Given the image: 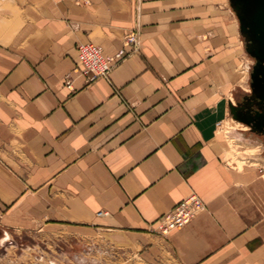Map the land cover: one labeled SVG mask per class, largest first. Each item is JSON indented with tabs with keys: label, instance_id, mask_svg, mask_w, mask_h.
<instances>
[{
	"label": "crops",
	"instance_id": "obj_1",
	"mask_svg": "<svg viewBox=\"0 0 264 264\" xmlns=\"http://www.w3.org/2000/svg\"><path fill=\"white\" fill-rule=\"evenodd\" d=\"M129 32L107 78L72 73L78 45L113 56ZM238 35L229 0H0L2 236L84 264H264L263 137L228 110ZM227 118L259 167L225 161ZM191 194L204 210L157 235Z\"/></svg>",
	"mask_w": 264,
	"mask_h": 264
},
{
	"label": "rangeland",
	"instance_id": "obj_2",
	"mask_svg": "<svg viewBox=\"0 0 264 264\" xmlns=\"http://www.w3.org/2000/svg\"><path fill=\"white\" fill-rule=\"evenodd\" d=\"M238 58L236 61V74H237V93L231 97L236 101L239 96L248 90L249 68L252 60L246 54L242 47V40L240 35L237 37ZM242 91V92H241ZM238 126L231 122L228 118L222 121L220 125V134L224 138L225 153L224 158L227 164L232 167L231 161L234 159L242 161L241 166L251 165L255 167L260 166V149L256 147L245 146L243 143L236 141L230 136L232 130ZM230 139V140H229ZM232 140V142H231ZM242 159V160H241ZM245 160V161H244ZM264 165V164H263ZM238 169V168H235ZM264 172V166L262 167ZM264 180V173L262 176ZM2 236L0 233V264H84L83 262L76 261L75 254L68 253L59 246L54 245L52 238H43L40 236ZM5 238L6 240L1 241ZM8 239V240H7ZM2 242V243H1ZM111 256V255H110ZM101 254L96 255V260L100 261ZM108 264H112L111 262ZM129 264H140L130 260Z\"/></svg>",
	"mask_w": 264,
	"mask_h": 264
},
{
	"label": "built area",
	"instance_id": "obj_3",
	"mask_svg": "<svg viewBox=\"0 0 264 264\" xmlns=\"http://www.w3.org/2000/svg\"><path fill=\"white\" fill-rule=\"evenodd\" d=\"M136 47L137 38L134 32L125 34L122 48L113 56H104L100 48L95 45L80 44L77 46L79 65L72 69V73L85 76L87 82H93L99 78H107L113 67L128 54L134 52ZM66 83H68V80H66ZM202 210H204L202 200L195 194H191L176 204L171 210L162 214L155 222L154 231L160 237L166 238L172 232L184 228Z\"/></svg>",
	"mask_w": 264,
	"mask_h": 264
},
{
	"label": "water",
	"instance_id": "obj_4",
	"mask_svg": "<svg viewBox=\"0 0 264 264\" xmlns=\"http://www.w3.org/2000/svg\"><path fill=\"white\" fill-rule=\"evenodd\" d=\"M230 6L235 12V9L232 6V0H229ZM256 9L258 14L256 17H253L251 21L253 22L255 32L257 33V24H262V21L264 20V0L256 1ZM236 14V13H235ZM236 18L239 22V29L242 33V25H241V19L236 14ZM248 26L252 27L249 23ZM256 38L259 40L260 46L264 47V38L261 35L256 36ZM264 63V58L259 57L256 65L252 68L249 78H250V85L256 86L258 85L259 81H264V74L260 71V69H257V66H260ZM252 92H254L252 90ZM244 98H247L244 97ZM251 98V96L249 97ZM255 102L250 103L249 105H246L245 103H238L235 101V104H232L231 102L228 104V110L229 114L231 115L232 119L239 121L245 125H247L250 129V132L253 134H256L258 136L263 137V143H264V95L263 93H259L255 96Z\"/></svg>",
	"mask_w": 264,
	"mask_h": 264
},
{
	"label": "flooded vegetation",
	"instance_id": "obj_5",
	"mask_svg": "<svg viewBox=\"0 0 264 264\" xmlns=\"http://www.w3.org/2000/svg\"><path fill=\"white\" fill-rule=\"evenodd\" d=\"M256 1L261 0H232V6L235 9V12L241 19V25H242V33L240 32V38L242 40V44L244 46V50L246 54L249 56V58L252 60L251 66L249 68V73L251 72L252 68L256 65L259 57L264 58V47L260 46L259 40L256 38V36L261 35L264 38V20L262 21V24H257V30L258 32H255L254 24L251 21L253 17H256L258 14L256 9ZM235 14V15H236ZM238 21V20H237ZM251 24L252 27L248 26V24ZM239 26V22H238ZM257 69H260V71L264 74V63L260 66H257ZM249 77V76H248ZM250 78L248 79V90L239 98L236 100L238 103H245L246 105H249L250 103L255 102V96L258 95L260 92L264 95V81H259L258 85L251 86ZM252 90L254 92H252ZM247 98H244L246 97ZM251 96V98H249Z\"/></svg>",
	"mask_w": 264,
	"mask_h": 264
},
{
	"label": "bare ground",
	"instance_id": "obj_6",
	"mask_svg": "<svg viewBox=\"0 0 264 264\" xmlns=\"http://www.w3.org/2000/svg\"><path fill=\"white\" fill-rule=\"evenodd\" d=\"M232 104H233V102H231ZM235 104V103H234ZM229 120L231 121V122H233V120L232 119H230L229 118ZM234 123V122H233ZM230 140V139H229ZM231 142H232V140H231ZM242 160V159H241ZM245 161V160H244ZM242 161H240V160H236V159H234L233 161H231V164L233 165V167H235V168H238V169H240L242 166ZM5 238H7V236L5 237ZM5 238H3V239H1V241H4V240H6ZM8 240V239H7ZM2 243V242H1Z\"/></svg>",
	"mask_w": 264,
	"mask_h": 264
}]
</instances>
